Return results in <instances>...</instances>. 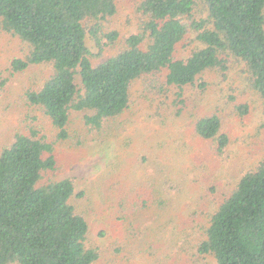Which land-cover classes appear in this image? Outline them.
<instances>
[{"label": "trees", "instance_id": "trees-1", "mask_svg": "<svg viewBox=\"0 0 264 264\" xmlns=\"http://www.w3.org/2000/svg\"><path fill=\"white\" fill-rule=\"evenodd\" d=\"M119 1L0 0V30L27 47L10 61V73L32 65L50 69L24 95L51 120L57 141L73 137L68 129L73 112H82L85 124L96 130L121 118L131 110L136 82L142 83L137 98L151 103L153 117L162 120L169 110L178 115L189 107L186 89L199 94L210 84L205 75L215 74L219 82L235 65L261 99L264 117V0H127L134 31L123 39L118 31L103 29ZM104 52L108 56L98 61ZM248 108L234 105L241 115ZM191 115L188 126L201 141L196 154L224 156L230 139L218 111ZM63 167L53 142L35 131L16 132L0 151V264L98 261V249L87 246L89 223L74 202L89 198L76 191L72 178H56ZM168 183L160 175L129 188L115 186L102 196L130 228L143 212L155 214L146 221L153 225L156 214L170 206ZM220 198L196 253L214 264H264V159L242 171Z\"/></svg>", "mask_w": 264, "mask_h": 264}, {"label": "rangeland", "instance_id": "rangeland-1", "mask_svg": "<svg viewBox=\"0 0 264 264\" xmlns=\"http://www.w3.org/2000/svg\"><path fill=\"white\" fill-rule=\"evenodd\" d=\"M118 4L117 13L105 21L103 29L116 30L123 39L134 31L130 21L134 16L127 0ZM26 51L18 37L0 30V151L16 132L35 131L37 136L53 142L59 163L64 165L56 178H72L76 191H85L89 198L74 202L89 223L87 246L99 251L95 264H214L211 258L196 253L210 214L241 172L264 159L262 102L244 84L240 66H233L227 78L219 82L215 74L205 75L210 82L206 90H198V94L195 89H186L189 107L178 115L170 110L163 112L162 120L151 115L150 102L137 98L142 83L136 82L131 89L129 112L105 122L100 130L88 127L82 112H73L68 126L73 137L60 142L51 120L29 104L24 95L29 87L43 82L49 67L32 65L15 74L8 70L10 61ZM104 53L98 61L108 56ZM167 94L169 99L175 97L174 90ZM235 103L248 104V111L244 115L237 113ZM215 111L222 117V131L229 136L228 148L221 157L204 152L197 155L201 141L188 126L189 115L193 119L191 114ZM144 156L149 164H144ZM108 171L114 175L105 176ZM160 175L169 182V195L173 192L169 208L156 214L160 217L153 225L146 223L147 219H156L152 212L135 216L131 228L120 222L114 204L102 195L112 194L115 186L129 188ZM109 180L112 182L105 186ZM174 186L176 191H172ZM106 188L111 192H104ZM144 225L147 229L139 232Z\"/></svg>", "mask_w": 264, "mask_h": 264}]
</instances>
